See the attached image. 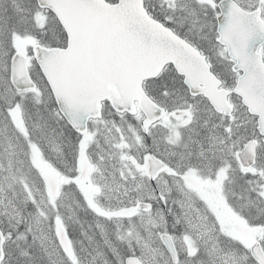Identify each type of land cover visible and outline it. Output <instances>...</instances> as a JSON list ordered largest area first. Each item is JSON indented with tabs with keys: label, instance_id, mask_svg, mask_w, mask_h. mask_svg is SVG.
I'll use <instances>...</instances> for the list:
<instances>
[{
	"label": "snow or ice",
	"instance_id": "snow-or-ice-1",
	"mask_svg": "<svg viewBox=\"0 0 264 264\" xmlns=\"http://www.w3.org/2000/svg\"><path fill=\"white\" fill-rule=\"evenodd\" d=\"M0 264H264V0H0Z\"/></svg>",
	"mask_w": 264,
	"mask_h": 264
}]
</instances>
